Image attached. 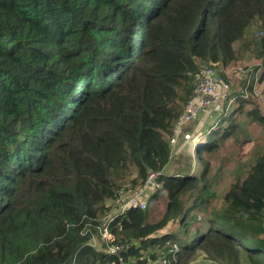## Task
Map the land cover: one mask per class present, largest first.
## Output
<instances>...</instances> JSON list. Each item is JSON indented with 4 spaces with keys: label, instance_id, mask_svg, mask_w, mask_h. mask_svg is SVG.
<instances>
[{
    "label": "trees",
    "instance_id": "16d2710c",
    "mask_svg": "<svg viewBox=\"0 0 264 264\" xmlns=\"http://www.w3.org/2000/svg\"><path fill=\"white\" fill-rule=\"evenodd\" d=\"M203 65L226 102L168 167ZM263 81L264 0H0V264H264Z\"/></svg>",
    "mask_w": 264,
    "mask_h": 264
},
{
    "label": "rangeland",
    "instance_id": "374dc122",
    "mask_svg": "<svg viewBox=\"0 0 264 264\" xmlns=\"http://www.w3.org/2000/svg\"><path fill=\"white\" fill-rule=\"evenodd\" d=\"M203 66H211V65H203ZM233 67H235V66L229 67L228 70H226V71L228 73L233 72L239 78L238 71H235V69ZM234 79L235 78L231 79V83H234V81H235ZM236 82H238V80H236ZM263 85H264V81L259 86L254 85L252 88L253 92L257 94L259 92V90H262ZM227 87H228V84L226 82H223V84H221V85L218 84L216 86V92L215 93L217 96L212 97V99L208 103H205L203 105V107L200 110L201 114L204 113L205 111H208L211 109H214V110H220L221 109V107L223 106L222 104L226 102V94L229 93V90L226 89ZM187 106H188V104L186 105L184 110L188 109V107L190 106V103H189V106L188 107ZM262 106H264V105H262ZM182 112L180 114H182ZM199 113L196 115V117L192 118L191 120L184 121L181 123H178V118L180 115L177 117L176 125L174 128V135H173V137H171L174 139V141H171V152H170L171 159H170V166H168V167H176L178 169H182V168H185L188 166L189 167L192 166V163L194 162L193 159H191V155L193 154L192 149H193V144H194L192 139L196 137V135H195L196 133L191 134V130L193 128L198 127L205 120V119H202V117L200 118ZM243 141H244L243 143H239L234 148V155L235 156L233 155V157L235 158V164H232L233 166H237L241 162H246L248 159L247 155L249 153L248 151L251 148V143L245 141L244 139H243ZM229 167H230V165H229ZM229 172L231 173V171H229ZM225 173L227 176L225 179L228 180V177L230 175H228L227 169H226V172H225V170L223 172L224 176H225ZM150 179L152 181H148L146 186H144L142 188V191H140V192H136V193H134V192L125 193L124 192V193H121L122 197L119 198L118 201H115L112 203L111 208L109 210H107L106 216L103 217V219L107 220V219L111 218L114 214L122 212L126 207V203H124L125 199L127 200V204H129L133 200L134 204L135 205L138 204L139 206H140V204H142L143 202L146 201V198L149 200L150 199V197H149L150 193L153 191V189L156 190L159 186V184L157 185V182L155 181V175ZM221 186H223V183H220L219 187H221ZM120 201H121V203H120ZM147 205H148V207L153 205V199L152 198L150 199V201ZM102 226H103V228H102L101 232H99V234L97 236H94L90 240V243L97 248L102 247V240H105L104 238L108 237L110 234L107 224H105L103 222ZM239 257H240L239 259L241 261V264H249L246 256L242 252L239 253ZM185 264H214V261H213V259H211L208 256V254L206 252L202 251V252H199L195 257H193L190 261H188Z\"/></svg>",
    "mask_w": 264,
    "mask_h": 264
},
{
    "label": "built area",
    "instance_id": "2783aa9c",
    "mask_svg": "<svg viewBox=\"0 0 264 264\" xmlns=\"http://www.w3.org/2000/svg\"><path fill=\"white\" fill-rule=\"evenodd\" d=\"M196 85L194 87V95L195 98L190 100V106L188 109H185L182 114H180L178 118V123L184 122V121H189L192 118L196 117V115L200 112L201 108L205 103H208L212 97L217 96L216 95V86L219 84H223L221 82V77L219 72L211 67V66H203L199 70V76H197V81ZM201 113V112H200ZM199 113V114H200ZM171 141H174L172 138ZM156 176L157 173L151 172L147 178V181H152L150 178L153 176ZM158 185V183H157ZM144 203L140 204V207L143 206ZM130 206H138L134 204V201L132 200L131 204H126L129 207ZM111 235L109 234L106 239H108ZM113 251V249L111 248Z\"/></svg>",
    "mask_w": 264,
    "mask_h": 264
},
{
    "label": "bare ground",
    "instance_id": "6f19581e",
    "mask_svg": "<svg viewBox=\"0 0 264 264\" xmlns=\"http://www.w3.org/2000/svg\"><path fill=\"white\" fill-rule=\"evenodd\" d=\"M68 109V108H67Z\"/></svg>",
    "mask_w": 264,
    "mask_h": 264
}]
</instances>
